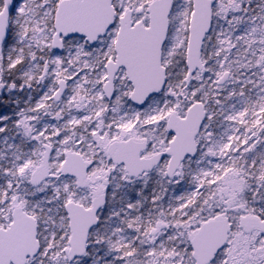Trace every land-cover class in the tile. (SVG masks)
I'll return each mask as SVG.
<instances>
[{
    "label": "snow or ice",
    "instance_id": "obj_1",
    "mask_svg": "<svg viewBox=\"0 0 264 264\" xmlns=\"http://www.w3.org/2000/svg\"><path fill=\"white\" fill-rule=\"evenodd\" d=\"M0 264H264V0H0Z\"/></svg>",
    "mask_w": 264,
    "mask_h": 264
},
{
    "label": "trees",
    "instance_id": "obj_2",
    "mask_svg": "<svg viewBox=\"0 0 264 264\" xmlns=\"http://www.w3.org/2000/svg\"><path fill=\"white\" fill-rule=\"evenodd\" d=\"M0 100H3L5 103H7V98L0 96Z\"/></svg>",
    "mask_w": 264,
    "mask_h": 264
}]
</instances>
